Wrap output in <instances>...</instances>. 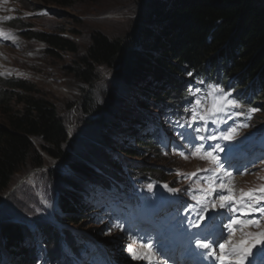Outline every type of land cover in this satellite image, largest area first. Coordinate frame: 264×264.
<instances>
[{
    "label": "rangeland",
    "instance_id": "374dc122",
    "mask_svg": "<svg viewBox=\"0 0 264 264\" xmlns=\"http://www.w3.org/2000/svg\"><path fill=\"white\" fill-rule=\"evenodd\" d=\"M47 1L0 0V33L5 34H0V38L4 37V41L0 43V91L7 89L6 83L9 80L30 84L37 91L35 96L46 99L55 107L58 117L67 128L69 140L66 149L73 148L72 154L60 160H53L41 153L43 161L41 167H33L29 161L24 164L13 176L9 188L1 194L0 221L8 220L10 223L20 221L23 227L30 226L28 231L37 245L42 242L43 237L40 236L44 233L42 231L50 229L52 225H56L62 236L77 235L76 241L79 244H86L90 251L86 258L82 257L84 260L81 264H141L138 260L130 259V255L135 252L132 248L131 252L128 249L132 247L134 241H126L127 239L124 238L126 231L123 232V228L129 224L110 229L107 224L102 225L105 219L99 217L101 212L82 216L78 224L65 222L67 217L59 209V202L63 189L62 180L74 178L71 171L66 168L68 160L80 161L85 158L102 179L104 173L100 167L109 168L111 172H122L125 179L128 164L133 167L164 168V171L161 170L162 173L153 172L152 176L161 179L163 187L169 185L164 192L169 188L173 189L174 185L182 187L184 199L173 196L172 201L175 202L164 205L167 202L165 200V203L161 202L162 205L156 209L154 202L161 200V197H158L161 192L159 182L154 181L139 187L140 196L145 198L144 201L147 195L152 197L151 215L158 211L156 219L153 218L155 224H158L167 212L181 217V212H178L179 207L184 206L190 213H196L198 203L203 201L206 194L205 199L212 192L215 175L213 168L216 166L213 165L212 159L200 158L206 156L203 146L210 144L218 151L212 153L215 160L216 156L226 152H240L244 144L249 143L254 134L258 133V125H264L262 110L264 100L258 101L259 107L255 109L256 111L241 113L240 110L239 115L243 120L237 121L235 128L228 129L236 130L232 138L224 139L222 137L227 134L225 129L230 126L228 114L234 117L240 104L233 98L231 91H224L221 86L214 84L203 85L199 80L184 105L186 115L179 120L180 130H173V126L166 122L161 111H151L147 108L153 106L152 101L147 107H139V102L146 100L142 85L138 83L132 86L124 83L117 73L118 64L112 68L95 65V80L84 85L71 73V68L74 67L73 64L77 62L78 57L63 51L58 55L51 54L45 44L26 37L29 32L59 35L72 41L77 55L81 57L85 55L93 34L99 33L112 40H121L123 43L129 41L130 37L146 27L142 25L140 19L142 14L147 13L146 6L136 0H82L75 3L72 8H62L48 4ZM147 26L153 35L147 46L144 45L142 48L138 46V49L143 51L141 54L145 51L157 53L152 43L153 37L158 34L159 25ZM87 98L91 100L93 107L104 108L106 114L97 116L95 111L85 113L83 108ZM221 98L236 101L239 107H232ZM197 101L200 103L197 104ZM214 103L218 107L222 106L223 110L212 114ZM21 107L16 101H11L9 104L10 109L17 110ZM144 109L145 113L152 116L150 119L154 124L159 123L165 136L163 146L166 155L164 156L155 157L151 148L147 150L148 154L145 150L141 152L143 157H132L119 151L121 147H130L136 152L135 136L128 135L126 128L129 123L122 118V113L127 112L129 116L139 115ZM6 110L8 107H0V123H6L4 116ZM193 110L198 113L195 120H193ZM201 115L205 119H200ZM112 123L115 130L109 129ZM34 145L41 152L37 141H34ZM238 146L239 149L234 150ZM197 148L200 149L199 152L196 151ZM88 154L92 155V160L88 159ZM193 173L195 176L192 175ZM190 175L193 178L191 181ZM247 175L239 179L243 186L249 184V188L251 186L258 190L264 189V163L251 169L250 174ZM125 184L126 182H123L119 185L120 188L128 189L121 191L124 193L123 196L100 190L101 187L95 184L94 189L84 193L82 201L99 206L102 203H109L115 205L111 210L121 212L125 206L133 203L132 191ZM85 188L87 189L88 186ZM263 198L264 192L260 193L259 200L262 201ZM178 202H184V205L180 203L178 206ZM259 205L261 208L263 202H259ZM133 213H137L134 215L137 217L145 214ZM182 219L183 216L179 218ZM260 226H264V215ZM0 251H4L1 245ZM39 251L40 264H44L41 249ZM66 252L68 255L73 253L71 249ZM7 262H10V256Z\"/></svg>",
    "mask_w": 264,
    "mask_h": 264
},
{
    "label": "trees",
    "instance_id": "16d2710c",
    "mask_svg": "<svg viewBox=\"0 0 264 264\" xmlns=\"http://www.w3.org/2000/svg\"><path fill=\"white\" fill-rule=\"evenodd\" d=\"M136 1L146 6L147 13L140 17L146 27L126 43L96 33L91 36L85 55L80 57L74 43L59 35L29 32L26 37L45 44L51 54L58 55L63 51L78 57L71 73L84 85L95 80V65L112 68L118 64L117 73L124 83L142 85L146 100L139 102V107H147L152 100L154 105L162 103L172 110L184 91V81L190 72L191 75L215 74L217 78L222 75L224 81L233 78L239 88H251L256 92L257 95L250 99L252 104L256 106L258 101L264 100V0ZM79 2L82 0L47 1L62 8H72ZM151 24L159 25L152 43L157 53L145 51L141 54L143 51L138 46L148 45L153 34L147 25ZM249 83H252L251 87ZM6 85L7 89L0 91V107H8L4 111L6 123H0V197L9 188L13 176L28 161L33 167H41V153L60 160L71 155L73 149H66L69 140L67 128L49 101L35 96L37 91L24 81L9 80ZM174 93L177 94L172 95ZM88 99L83 108L85 113L106 114L104 108L93 107ZM11 101L21 105V109H10ZM122 115L129 123L126 128L128 135L135 136L136 152L130 147H121L119 151L132 157H143L141 152L154 146L150 134L136 136L139 131L137 125H143V116H129L127 112ZM109 129L115 130L113 123ZM34 141L39 143L41 152L35 148ZM154 156L158 157L159 153L155 152ZM92 158L89 155L88 159ZM66 168L74 178L62 180L59 208L67 217L65 222L78 224L82 216H87L80 193L83 186L87 182L106 184L101 183V176L85 158L68 160ZM129 169L135 179L153 172L162 173L158 168ZM100 170H103V179L114 173L109 168L100 167ZM28 230V226L23 227L20 223L0 221V245L10 256L12 264H36V245L33 242L25 244V239L30 236ZM42 232L41 236L47 239L45 250L52 254L59 246L60 236L51 228ZM70 237L72 235H67L68 240Z\"/></svg>",
    "mask_w": 264,
    "mask_h": 264
},
{
    "label": "snow or ice",
    "instance_id": "6c2138e0",
    "mask_svg": "<svg viewBox=\"0 0 264 264\" xmlns=\"http://www.w3.org/2000/svg\"><path fill=\"white\" fill-rule=\"evenodd\" d=\"M221 99H222L225 103L231 105L232 107H239V105L237 104L236 101H233V100H227L226 98H221ZM199 103H200V101H197V104H199ZM222 110H223V107H222V106H219V107H218V106L214 103L213 108L211 109V112H212V114H215V112L222 111ZM249 111H256V110H255V109H250ZM197 115H198L197 111H196V110H193V120L196 119ZM199 118L202 119V120L205 119V117H204L203 115H201ZM245 126H246V125H245ZM196 131L199 132L200 129H196ZM235 131H236L235 129L230 130V132H229L228 134H226L225 136H223L222 138H224V139H231V138H232V135L235 133ZM213 138H215V137H213ZM200 139H204V137H200ZM196 151L199 152L200 149L197 148ZM193 154H195V153H193ZM181 155H183V153H181ZM185 158H187V157H185ZM200 158H201V159L209 158V159H212L213 161H215V157L212 156V153H207L206 156H202V157H200ZM217 166H218V165H217ZM192 175H195V173H193ZM229 175H230V174H229ZM262 191H264V189H262ZM228 199H230V197L220 196V197H219V200L221 201L220 207H222V208H223V207H226L224 201H227ZM212 206L214 207L215 205L213 204ZM232 210H233V211H238L239 209H235V208H233ZM203 211H207V207H206V206L203 208ZM260 211L264 212V208L260 209ZM204 218H205V217H204L203 215H201L200 212H198V213H197V219H195V220H191V221L189 222V227H193V228H199V227H201V226H202V225H201V221H203ZM232 223H236V221L233 220V221H232L231 223H229L228 225H225V227L228 228L229 231H231ZM261 235H264V233H262ZM216 243H218V241H214L213 239L208 238V237H205V238H203V239H198V240L196 241V245H197V247H198V248H202V249H206V250H208V251H207V254H208L209 256H213V255H215L214 244H216ZM149 247H150V246H149ZM219 247H220L221 250H223V249L225 248V244H219ZM128 251H129V252L132 251L131 247H129ZM134 258H136L135 255H134ZM244 258H245V257H244L243 255H240L239 260H238V264H243ZM219 259H220L221 261H223V260H224V256H223V255L220 256Z\"/></svg>",
    "mask_w": 264,
    "mask_h": 264
},
{
    "label": "bare ground",
    "instance_id": "6f19581e",
    "mask_svg": "<svg viewBox=\"0 0 264 264\" xmlns=\"http://www.w3.org/2000/svg\"><path fill=\"white\" fill-rule=\"evenodd\" d=\"M247 256H248V258H253V255H251L250 252H248ZM254 260H255V257H254V259H250L249 262H253V263H254ZM244 263H247V261L244 260V261H243V264H244ZM247 264H248V263H247Z\"/></svg>",
    "mask_w": 264,
    "mask_h": 264
}]
</instances>
